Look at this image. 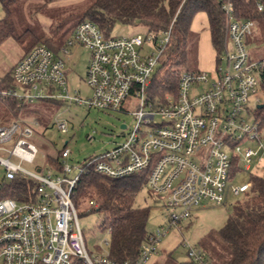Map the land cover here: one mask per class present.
<instances>
[{
  "label": "built area",
  "instance_id": "built-area-1",
  "mask_svg": "<svg viewBox=\"0 0 264 264\" xmlns=\"http://www.w3.org/2000/svg\"><path fill=\"white\" fill-rule=\"evenodd\" d=\"M257 6L263 10V0ZM224 10L226 37L215 79L210 81L207 72L186 70L177 95L168 94L158 103L149 100L147 88L170 31L157 38L150 33L105 36L97 24L84 19L57 52L37 44L14 64L15 86L0 89V98L26 103L61 99L115 112L125 111L130 97L138 104L132 128L112 148L72 161L66 142L55 165L42 153L44 162L36 165V171L22 162L35 163L40 153L33 141L38 122H0L5 182L18 174L37 182L34 200L0 198V264H117L109 250L92 253L86 245L74 204L84 173L117 179L148 170L147 189L166 208L168 218L166 225L149 233L135 264H147L158 253L161 239L190 219L203 201L222 205L231 196H245L251 177L264 172V127L255 118L264 96V92L257 94L264 63L251 60L247 47L256 21L237 18L231 2L225 3ZM77 46L89 52L86 98L79 90L72 94L67 83L65 60ZM251 98L255 109L248 106ZM56 124L61 132L68 131L65 120L57 119ZM242 173L248 179L235 182ZM110 232H105L107 238L100 245L110 246ZM188 254L197 262L206 258L197 248H190Z\"/></svg>",
  "mask_w": 264,
  "mask_h": 264
},
{
  "label": "trees",
  "instance_id": "trees-1",
  "mask_svg": "<svg viewBox=\"0 0 264 264\" xmlns=\"http://www.w3.org/2000/svg\"><path fill=\"white\" fill-rule=\"evenodd\" d=\"M53 1L43 0L32 14L42 11ZM258 1L260 0H93L81 12L79 20L66 29L64 25L68 17L63 16L56 18L49 26H25L21 32H17L13 19L14 12L18 9L16 0H0L4 11L0 18V43L9 36L20 39L27 34L30 40L25 46L24 54L37 44H44L57 52L72 34L76 24L84 19L97 24L105 36L112 35L117 22L128 27H142L146 34H153L156 38L170 31L169 41L159 57L147 88L149 100L158 103L165 101L167 94L176 96L181 73L191 70L188 46L196 13L203 11L207 14L211 41L219 53L226 37L225 3H232L239 19L261 21L264 20V9H258ZM11 72L12 69L0 82L1 89L15 86ZM260 85L264 88V70L261 72ZM262 103L255 110V118L264 127V101ZM0 104L1 123L12 120L29 122L25 117L26 102L16 98H0ZM33 141L38 147H44L43 143L34 138ZM60 154L61 150L56 155L47 153L46 161L55 165ZM147 172L145 170L117 179L94 172L84 173L76 188L74 204L78 210L85 201H89L96 204L91 212L104 213L100 229L102 232L111 231L109 256L117 264H135L140 248L150 233L147 229L150 208L140 206L136 201L138 194L144 189L156 200L146 186ZM251 181L252 186L244 199L233 205L225 225L217 230L223 242L222 250L213 246L205 247L203 251L206 258L203 262L191 258L179 261L170 252L165 255L161 264H264V172L253 175ZM36 187L34 179L18 174L14 179L3 183L0 198L10 197L20 202L34 200Z\"/></svg>",
  "mask_w": 264,
  "mask_h": 264
},
{
  "label": "rangeland",
  "instance_id": "rangeland-1",
  "mask_svg": "<svg viewBox=\"0 0 264 264\" xmlns=\"http://www.w3.org/2000/svg\"><path fill=\"white\" fill-rule=\"evenodd\" d=\"M92 1L54 0L42 11L32 14L43 0H16L15 5L18 9L14 12L13 19L16 23L17 32H21L25 26H49L56 18L63 16L68 17V21L64 25V29H66L79 20L81 12ZM3 15L4 11L0 3V18ZM256 25V32L250 37L247 47L251 60L264 63V20L256 21ZM135 33H145V29L142 27H128L117 22L112 31L113 36ZM29 40L30 36L25 34L20 39L9 36L0 43V82L24 54L25 46ZM71 50L72 55L65 60L67 68L70 69L67 83L72 94L75 90H79L81 96L86 98L90 94L85 82L89 52L82 47H73ZM188 53L190 58L189 68L191 70L207 72L210 75V81L215 79L221 53L216 51L211 41L208 17L203 11L196 13L193 18ZM206 87V84L202 85V89ZM263 92L264 88L259 84L257 94L263 95ZM137 104L138 101L130 97L124 103L125 111L115 112L89 108L77 103L69 104L61 99H54L53 101L41 99L31 103L28 102L24 108L25 117L29 122H38V125L35 126L34 139L39 143H43L44 147H39L40 153L35 163L24 161L22 166L29 171H36V165H42L44 162L41 158L42 153L56 155L66 142L71 149L72 161H78L112 148L114 143L122 140L124 135L132 128L134 124L132 113L136 110ZM256 105L254 99L251 98L249 108L255 109ZM253 117V115H250V120ZM57 119L66 121L68 125L67 132H61L58 129ZM122 124H126L128 128H121ZM88 135L93 136L91 141L88 140ZM10 145L11 143L5 144V146ZM253 171H256V169H253ZM5 173L4 167L0 164V183L5 182ZM261 173L263 172L258 171V174ZM244 179H248V177L242 173L235 179V182L239 183ZM243 199L244 196L239 198L231 196L222 205H216L208 200L203 201L193 211L190 219L182 222L179 225L180 228L172 227L161 239L157 246L158 253L153 255L147 264H161L165 255L170 252L177 260H186L189 258L190 248L203 250L205 247L213 246L218 250H222L223 242L218 236L217 230L225 225L233 205L238 200ZM136 201L138 205L150 208L147 221V229L150 232H153L160 225L167 224L168 211L159 201L150 197L146 189L138 194ZM95 206L96 204L93 202L85 201L82 208L78 210V220L89 251L92 253H106L109 246L100 245L101 241L107 238L106 233L100 229L104 221V213L91 212V208Z\"/></svg>",
  "mask_w": 264,
  "mask_h": 264
},
{
  "label": "water",
  "instance_id": "water-1",
  "mask_svg": "<svg viewBox=\"0 0 264 264\" xmlns=\"http://www.w3.org/2000/svg\"><path fill=\"white\" fill-rule=\"evenodd\" d=\"M262 105H263V103H260V104H258V107H261ZM121 128H125V124H122Z\"/></svg>",
  "mask_w": 264,
  "mask_h": 264
},
{
  "label": "crops",
  "instance_id": "crops-1",
  "mask_svg": "<svg viewBox=\"0 0 264 264\" xmlns=\"http://www.w3.org/2000/svg\"><path fill=\"white\" fill-rule=\"evenodd\" d=\"M77 47H78V46H77ZM71 55H72V52H71V54H70L67 58H69ZM67 70H68V73H69L70 69L67 68Z\"/></svg>",
  "mask_w": 264,
  "mask_h": 264
}]
</instances>
